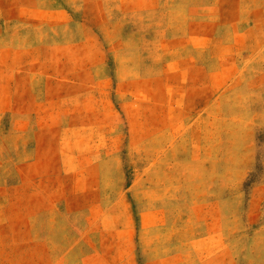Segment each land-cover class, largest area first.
Masks as SVG:
<instances>
[{
    "label": "rangeland",
    "instance_id": "374dc122",
    "mask_svg": "<svg viewBox=\"0 0 264 264\" xmlns=\"http://www.w3.org/2000/svg\"><path fill=\"white\" fill-rule=\"evenodd\" d=\"M0 264H264V0H0Z\"/></svg>",
    "mask_w": 264,
    "mask_h": 264
},
{
    "label": "crops",
    "instance_id": "0c3cea01",
    "mask_svg": "<svg viewBox=\"0 0 264 264\" xmlns=\"http://www.w3.org/2000/svg\"><path fill=\"white\" fill-rule=\"evenodd\" d=\"M179 84H181V81L179 82ZM177 90H178V94L182 96H179L177 98L172 96V98L170 99H162L157 103L158 105L161 106L160 113L162 117H164L162 118V121L167 122L169 125H171L170 127L172 128V130H174L175 123H177L178 128H181L183 123V121H181V117L182 116L184 117L186 102H187V97H186L187 90H185V88L183 87L178 88ZM171 93H174V91L172 90ZM176 116L178 119L177 122L175 121ZM162 129H165V132L171 130V129L169 130L168 127ZM166 134L165 137H167ZM161 136H164V134H162Z\"/></svg>",
    "mask_w": 264,
    "mask_h": 264
}]
</instances>
